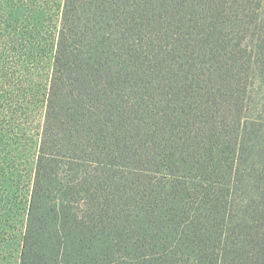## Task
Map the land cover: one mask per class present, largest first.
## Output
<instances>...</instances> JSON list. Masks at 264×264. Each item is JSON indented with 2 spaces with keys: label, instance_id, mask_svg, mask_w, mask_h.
Segmentation results:
<instances>
[{
  "label": "trees",
  "instance_id": "1",
  "mask_svg": "<svg viewBox=\"0 0 264 264\" xmlns=\"http://www.w3.org/2000/svg\"><path fill=\"white\" fill-rule=\"evenodd\" d=\"M50 66L17 264H264V0H62Z\"/></svg>",
  "mask_w": 264,
  "mask_h": 264
},
{
  "label": "rangeland",
  "instance_id": "2",
  "mask_svg": "<svg viewBox=\"0 0 264 264\" xmlns=\"http://www.w3.org/2000/svg\"><path fill=\"white\" fill-rule=\"evenodd\" d=\"M23 1H38L39 9L36 13L24 10L17 27L5 20L8 10H0V29H10L11 34L7 48L5 40L0 44V49L7 51L5 59L9 57L0 65L6 73L0 77V264L18 262L29 200L30 162L37 146L36 127L44 110L42 93L50 74L62 0ZM24 91L26 102H22Z\"/></svg>",
  "mask_w": 264,
  "mask_h": 264
}]
</instances>
